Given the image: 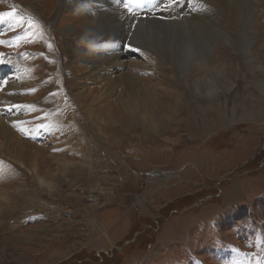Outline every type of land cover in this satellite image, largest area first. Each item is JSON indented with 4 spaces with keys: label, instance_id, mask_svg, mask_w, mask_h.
Segmentation results:
<instances>
[{
    "label": "rangeland",
    "instance_id": "obj_1",
    "mask_svg": "<svg viewBox=\"0 0 264 264\" xmlns=\"http://www.w3.org/2000/svg\"><path fill=\"white\" fill-rule=\"evenodd\" d=\"M55 2L0 0V89L14 103L2 118L30 143L0 148V264H264V77L252 82L248 54L231 51L240 69L209 101L141 44L106 71L72 62L88 19L66 38L74 23ZM250 3L263 59L264 0Z\"/></svg>",
    "mask_w": 264,
    "mask_h": 264
},
{
    "label": "bare ground",
    "instance_id": "obj_2",
    "mask_svg": "<svg viewBox=\"0 0 264 264\" xmlns=\"http://www.w3.org/2000/svg\"><path fill=\"white\" fill-rule=\"evenodd\" d=\"M43 1L49 6L56 5L55 0ZM57 1L58 4L55 10L59 8L65 10L68 13V16L65 15L67 16L65 18H71L74 23L73 28L64 31L66 38L72 39V36H75L76 33L74 34V32L78 28H74V26H78L76 22L80 24L82 18L83 21L88 19V21H85L84 27L78 28V34L83 38V40L82 38L78 40L79 48H66V53L72 62L80 60L83 62L82 64H89L91 66L100 64L106 71L107 64H112L110 67L120 65L119 58H123L122 56H125L130 49L134 48L135 45L131 43L141 44L145 47H150L157 54L156 56L160 58L161 62H155L156 67H159L162 72H167L168 74L172 71L173 78L172 76H168L167 78H171L172 81H174V78H180V82L182 81L186 87L193 88L195 97H199V95L202 97L201 94H203L204 97L207 96L209 101L214 99L218 92L221 91V87L223 89L227 88L225 83L228 82L229 75L232 72L236 73V70L240 69L239 67L236 68L234 59H232L234 56L231 52L232 50L241 49L243 55L248 54L245 65L249 67L248 70L251 73L250 79L252 82L258 80L255 77L257 73H260L264 77V71L262 70L264 58L261 59L260 54H256V51L260 50L262 46L254 42L252 43L254 34L257 31L256 27L259 24H256L257 21H255L256 23L254 22V5L250 3V0H197V2L192 4L191 11L189 8L190 4L188 3L183 4V6L177 5L168 10H162L161 0H149L151 3L150 10H144V6L138 8L135 4L132 5L135 15H130L125 10L123 0ZM71 10L75 11L71 12ZM139 11L142 13H139ZM218 17L224 18L226 21L225 27L228 28L229 26L233 28L235 33L222 30L223 26L220 27L219 23H217ZM45 24L48 25L47 22ZM47 34L48 37L42 36V39L47 43V50L54 52L56 56V52H59V47L55 45L57 40L51 30ZM88 34H94L95 37L85 36ZM42 39H40V42ZM85 42H88V44H85ZM34 43H38V41L35 40ZM237 43L239 46H236ZM86 46L90 48V51L84 52L80 50ZM251 51H254L253 54H251ZM162 60L167 63L168 68L165 66L166 63H162ZM8 65L11 68H15L12 62ZM22 70L23 68L20 67L18 73L21 74ZM100 70L94 71L93 76H101ZM10 72H12L11 69ZM127 75L120 77L127 82V87L126 89L124 88L125 93L131 94L136 88L134 84L136 80L133 79L132 81L130 77H126ZM21 77L23 85L30 84L34 78V76L31 78L30 75H23ZM217 79H222V82H219ZM258 85L260 88H264L263 82ZM8 89L10 88H7V86L4 89H0V148L8 147L13 141L19 144L25 143L28 146L30 143L22 141L10 129L13 126H16L17 129L20 127V124L13 120L15 118L8 117V122L2 118V116L6 118L9 103H12V90ZM193 90L191 89L192 93ZM89 94L91 93L87 92L80 97L85 98ZM176 95L178 94L176 93ZM175 99L177 101L182 100L179 99V96H176ZM186 115L189 116V114ZM148 117L151 118V116ZM147 120L146 122H148Z\"/></svg>",
    "mask_w": 264,
    "mask_h": 264
},
{
    "label": "snow or ice",
    "instance_id": "obj_3",
    "mask_svg": "<svg viewBox=\"0 0 264 264\" xmlns=\"http://www.w3.org/2000/svg\"><path fill=\"white\" fill-rule=\"evenodd\" d=\"M197 0H161L162 10H168L170 8L176 7L177 5L183 6V4H194ZM124 8L130 15H135V11L132 5L135 4L138 8L142 7L145 0H123ZM8 13H0V18L7 16Z\"/></svg>",
    "mask_w": 264,
    "mask_h": 264
}]
</instances>
